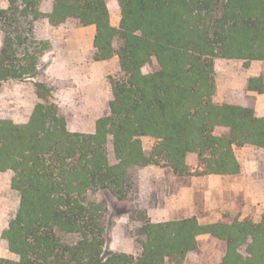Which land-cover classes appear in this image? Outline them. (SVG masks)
<instances>
[{
  "label": "trees",
  "instance_id": "1",
  "mask_svg": "<svg viewBox=\"0 0 264 264\" xmlns=\"http://www.w3.org/2000/svg\"><path fill=\"white\" fill-rule=\"evenodd\" d=\"M0 0V82L38 76L48 41L34 36L42 19L94 26V62L118 58L123 79L109 78V114L93 133L72 132L58 107L38 103L25 120L0 119V173H12L20 196L1 239L16 260L0 264H172L197 248V237L225 243L218 264H264V215L202 225L196 218L146 222L137 255L107 245V206L90 195L107 190L139 210L138 171L166 166L180 176L237 175L234 147L264 149V117L253 107L217 104L216 59L264 62V0ZM156 60V70L144 67ZM47 100L51 88L35 83ZM248 89L262 92L264 75ZM218 130H226L218 134ZM156 141L146 154L142 138ZM112 145L115 163L107 153ZM75 237L67 241L66 237Z\"/></svg>",
  "mask_w": 264,
  "mask_h": 264
},
{
  "label": "rangeland",
  "instance_id": "2",
  "mask_svg": "<svg viewBox=\"0 0 264 264\" xmlns=\"http://www.w3.org/2000/svg\"><path fill=\"white\" fill-rule=\"evenodd\" d=\"M106 3L110 11V19H114L116 15H119L117 8L113 0H106ZM0 6L6 8L7 3H0ZM76 29L78 28L73 20H69L59 27L49 26L45 19L35 23L33 30L37 39L48 41L51 44V40L48 39L51 36L56 38L55 41L58 43L51 44V50L42 56L38 67V76L32 82L14 80L0 82V119L25 120L29 118L38 103L48 101L58 107L59 112L66 118L70 131L81 133L95 131L96 121L109 114V78L119 80L124 76L120 71L116 56L109 61L94 62L92 60L94 48L90 31L87 30L85 34L80 35L76 33ZM68 38L70 42L65 40ZM2 39L3 35L0 31V47ZM155 70L156 60L152 58L144 67L143 72L153 73ZM236 82H240L239 79ZM35 83H42L51 88L47 100L39 98ZM215 84L216 95H218L216 75ZM219 98L223 102L222 104L252 107V98L239 91L231 93L230 97L221 91ZM226 132V130H218L217 133L224 134ZM141 140L145 153L149 154L156 141L148 137H143ZM237 148H235V155L237 153L236 157L239 156L240 159L243 155ZM249 151L245 153L248 158L246 162L263 163L264 165V152L251 147ZM107 153L110 163L114 164L115 157L111 144L107 147ZM238 161L240 163V160ZM139 171L138 178L140 180ZM11 178L10 171L0 173V258L16 260L1 239V234L15 216L20 201L19 194L11 188ZM247 185L264 188V171L260 170L251 176L247 180ZM90 199L104 202L107 206L108 248L114 252L137 255L140 252L139 240L142 238L138 235V231L146 222H149L147 214H138L133 220L128 214V204L119 201L107 190L91 194ZM137 203L140 212H144L145 210L141 207L143 199L140 197V189ZM262 207H264L263 203ZM229 218L233 217L229 216ZM238 218L237 216L235 219ZM64 239L73 241L75 237L69 236ZM198 245L199 247L197 246L194 252L189 253L184 260L177 264H218L226 249L225 243L219 240L214 244L200 240Z\"/></svg>",
  "mask_w": 264,
  "mask_h": 264
},
{
  "label": "crops",
  "instance_id": "3",
  "mask_svg": "<svg viewBox=\"0 0 264 264\" xmlns=\"http://www.w3.org/2000/svg\"><path fill=\"white\" fill-rule=\"evenodd\" d=\"M110 23L118 27L120 15L111 18ZM87 30L90 31L93 41L96 33L94 26L78 28L76 33L83 35ZM48 39L52 45L58 43L55 41L56 38L50 36ZM65 40L70 42L69 38ZM214 70L218 84V95L214 97L217 104L223 103L220 101L219 92L224 91L226 96L230 97L231 93L239 91L252 98V107L256 115L264 117V89L262 92L248 89L250 79L264 75L263 61L245 64V61L241 60L216 59ZM237 79L241 83H237ZM250 147L257 148L234 147V153L237 148L243 155V159L236 157L240 160V172L237 175L180 176L164 166L149 165L143 168L139 171V189L140 197L143 199L141 207L146 211L149 222L156 224L194 217L200 224L210 225L222 221L224 216L229 215L233 217L229 218L230 220H236L238 216V221L248 219L258 223L264 215L262 207L264 188L247 185V180L260 170L264 171V165L246 162L248 158L245 153ZM260 150L264 152V149ZM200 240H206L211 244L218 241L209 235H202L197 237L198 247Z\"/></svg>",
  "mask_w": 264,
  "mask_h": 264
}]
</instances>
